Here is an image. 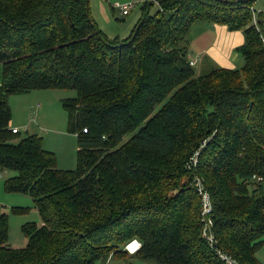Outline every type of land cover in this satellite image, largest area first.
<instances>
[{
    "label": "trees",
    "instance_id": "trees-1",
    "mask_svg": "<svg viewBox=\"0 0 264 264\" xmlns=\"http://www.w3.org/2000/svg\"><path fill=\"white\" fill-rule=\"evenodd\" d=\"M155 2L108 40L87 0H0V172L40 218L13 248L0 213V264H98L133 239L130 257L156 264H263L264 18L253 0ZM201 22L242 32L240 66L190 64ZM42 89L74 92L60 100L73 169L9 126L8 97Z\"/></svg>",
    "mask_w": 264,
    "mask_h": 264
},
{
    "label": "rangeland",
    "instance_id": "rangeland-1",
    "mask_svg": "<svg viewBox=\"0 0 264 264\" xmlns=\"http://www.w3.org/2000/svg\"><path fill=\"white\" fill-rule=\"evenodd\" d=\"M150 2L148 13L153 14L157 10L156 0H87L88 13L95 23L97 29L106 39H123L129 35L134 24L141 16V8L144 2ZM133 3L128 15L120 16L115 4ZM258 2L256 5H250L251 17H255L254 13L264 11V7L260 8ZM255 9H253V8ZM192 65L194 63H191ZM195 66V65H194ZM213 66L214 65H209ZM74 96L72 90H34L22 96H9L8 105L11 111L9 123H13L14 127L19 129L20 136L32 133L42 136L45 139L44 149H48L55 155L56 167L58 169H73L75 167V137L67 132L66 115L61 108L60 100ZM38 103L40 108L37 111L32 108ZM37 113V114H36ZM43 113V114H42ZM39 120L48 130L39 131L33 121ZM10 125V124H9ZM26 129V130H25ZM11 172H0V213L7 215L8 238L7 244L13 248L22 247L25 244V237L21 232V226L25 222H33L40 224V218L37 210L32 204L28 195L21 193H7L3 188L4 179L11 176ZM25 208V213H13L12 208ZM135 240V239H133ZM137 241V240H136ZM125 248V245H124ZM128 255L109 256L98 264H156L151 261H143ZM256 257L264 264V246L256 252Z\"/></svg>",
    "mask_w": 264,
    "mask_h": 264
},
{
    "label": "crops",
    "instance_id": "crops-1",
    "mask_svg": "<svg viewBox=\"0 0 264 264\" xmlns=\"http://www.w3.org/2000/svg\"><path fill=\"white\" fill-rule=\"evenodd\" d=\"M260 1L262 3L259 5V7L263 8L264 0H253L252 6L253 4L256 5ZM259 12L261 16L264 18V11H259ZM128 13L126 15H128ZM186 38L188 40L189 51H190L188 55L189 61L194 63L193 65H196L199 68H201L200 66H202L203 63H205V64H212L220 68L232 69L240 66L242 63V59L236 50L244 42V37L240 30H230L226 25H222V24H216L212 22H201V23H195L190 27V29L186 34ZM42 90H50V89H42ZM33 91L34 90L30 92ZM26 94L28 93L20 94V95L24 96ZM20 95H14V96H20ZM39 108L40 105L36 103V105L32 108V110L37 111ZM30 120L33 121V123L35 124V126L39 131L45 130L44 134H49L47 133L48 130H46L44 128L45 126L41 123L43 122L41 118H40L41 122L39 120L35 121L33 117H30ZM12 124L13 123L11 122L9 125L11 128L14 127V125ZM39 137H41L42 146L46 145L45 139L43 140L42 136Z\"/></svg>",
    "mask_w": 264,
    "mask_h": 264
},
{
    "label": "built area",
    "instance_id": "built-area-1",
    "mask_svg": "<svg viewBox=\"0 0 264 264\" xmlns=\"http://www.w3.org/2000/svg\"><path fill=\"white\" fill-rule=\"evenodd\" d=\"M133 6V3H124L121 5H117L115 4L116 9L119 12L120 16H124L128 13V11L131 9V7ZM192 62H190L191 64ZM12 132H16L19 131V129L17 128H11ZM198 192L201 194V198H202V205H201V210H202V214H205L209 211V203H208V198L206 196L205 193L202 192L201 188L199 186H197ZM210 223L209 220H207V224ZM207 224L204 225V230H203V235L206 236V239L210 242L211 241V236L209 235V233L206 232L205 229H207ZM208 234V235H207ZM140 244L138 241L136 240H131L128 243L125 244V248L124 250L126 252H128L129 254L134 253L138 248H139ZM221 260L223 261L224 264H235L234 261L228 257L227 255L224 254H219Z\"/></svg>",
    "mask_w": 264,
    "mask_h": 264
},
{
    "label": "water",
    "instance_id": "water-1",
    "mask_svg": "<svg viewBox=\"0 0 264 264\" xmlns=\"http://www.w3.org/2000/svg\"><path fill=\"white\" fill-rule=\"evenodd\" d=\"M148 3H150V2H148Z\"/></svg>",
    "mask_w": 264,
    "mask_h": 264
}]
</instances>
